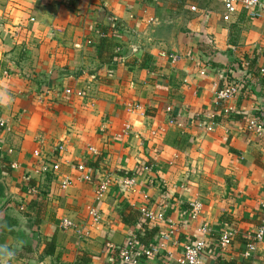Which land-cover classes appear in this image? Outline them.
<instances>
[{
	"label": "crops",
	"instance_id": "crops-1",
	"mask_svg": "<svg viewBox=\"0 0 264 264\" xmlns=\"http://www.w3.org/2000/svg\"><path fill=\"white\" fill-rule=\"evenodd\" d=\"M223 14L221 0H0V90L10 97L0 103V245L15 250L10 264H120L114 251L145 207L164 221L148 226L159 251L139 264H177L202 238L203 264H264V238L244 256L264 199V139L245 126L264 120V16ZM239 82L225 116L214 91ZM80 164L108 177L102 197ZM226 228L235 234L221 250Z\"/></svg>",
	"mask_w": 264,
	"mask_h": 264
},
{
	"label": "built area",
	"instance_id": "built-area-1",
	"mask_svg": "<svg viewBox=\"0 0 264 264\" xmlns=\"http://www.w3.org/2000/svg\"><path fill=\"white\" fill-rule=\"evenodd\" d=\"M224 14L222 15V20L224 22H229L231 17L235 15L238 10H243L248 18L250 19H259L264 16V0H221ZM191 11H195L192 7ZM259 74L264 75V57H262V65L258 68ZM203 74V72H201ZM245 90V85L243 82L234 83V84H225L219 87L214 91V100L215 105L224 106L222 109V113L225 116L234 113V107L231 106V102L239 97V95ZM66 95H70L71 91L66 90ZM80 95V93H77ZM137 107L132 106L130 111L136 109ZM246 131L254 135L258 138L264 139V120L259 118L258 116H247L246 120ZM202 129L211 132L213 130V123L210 125H201ZM0 128L6 129L8 128L7 122L5 120L0 119ZM91 154L95 155L97 152L89 148ZM56 151L61 152L62 147L58 146ZM36 157H40L39 152H34ZM42 168L41 171L44 173L47 171L45 162L41 161ZM51 172H56L58 170V165L53 164L49 165L48 168ZM76 171L79 172L81 176V180L84 182H88L96 179L95 192L97 196L102 197L103 193L107 189V185L109 183V179L106 175L99 173V171H93L85 167V165L80 164L76 167ZM129 184V182H128ZM67 186V182H63L61 187L64 189ZM34 191V190H33ZM199 211V205H192L191 216L195 217L197 212ZM260 218L259 225L253 232L251 241L246 245V252L244 256L248 257L251 253L255 251L256 245L260 243L264 238V199L259 204ZM89 215L93 218H96V212L90 211ZM141 219L146 221L148 226H157L158 223L164 221V214L161 210H148L146 207L141 208L140 210ZM73 224L71 221L64 219L61 222V227L63 229L73 228ZM75 232L79 233L75 230ZM197 232L204 236L207 233L206 227H199ZM234 231L230 228H226L224 231L219 233L218 240L216 242V247L218 249L224 250L226 249L233 237ZM160 239H166L167 235H159ZM207 248V244L205 239H199L193 243L186 244L183 247L182 254L180 258L177 260V264H203L202 258L205 254V250ZM158 245H155L151 248H144L138 245L135 241L134 235L131 234L125 240L124 244L119 248L118 252V260L120 264H139V260L141 258H151L154 257L158 253Z\"/></svg>",
	"mask_w": 264,
	"mask_h": 264
},
{
	"label": "trees",
	"instance_id": "trees-1",
	"mask_svg": "<svg viewBox=\"0 0 264 264\" xmlns=\"http://www.w3.org/2000/svg\"><path fill=\"white\" fill-rule=\"evenodd\" d=\"M258 69L255 71V74H258ZM135 221H134V229H136L134 233L135 241L138 245L144 248H151L149 245V241L153 240L156 236L157 230L155 228H148L146 221L141 219L140 213L134 214ZM133 229V230H134ZM116 254L119 252V248L114 251Z\"/></svg>",
	"mask_w": 264,
	"mask_h": 264
},
{
	"label": "clouds",
	"instance_id": "clouds-1",
	"mask_svg": "<svg viewBox=\"0 0 264 264\" xmlns=\"http://www.w3.org/2000/svg\"><path fill=\"white\" fill-rule=\"evenodd\" d=\"M10 101V97L7 92L0 90V103H6ZM15 250L11 247H6L5 245H0V264H10L15 258Z\"/></svg>",
	"mask_w": 264,
	"mask_h": 264
}]
</instances>
